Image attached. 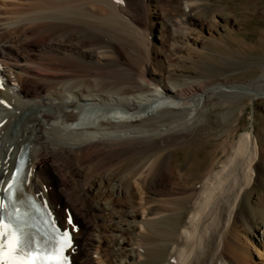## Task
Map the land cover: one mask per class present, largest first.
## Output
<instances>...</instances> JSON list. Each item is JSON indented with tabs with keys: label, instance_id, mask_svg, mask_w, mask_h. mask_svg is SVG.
Wrapping results in <instances>:
<instances>
[{
	"label": "bare ground",
	"instance_id": "6f19581e",
	"mask_svg": "<svg viewBox=\"0 0 264 264\" xmlns=\"http://www.w3.org/2000/svg\"><path fill=\"white\" fill-rule=\"evenodd\" d=\"M152 2L156 0H0V189L11 180L20 152L30 150L28 190L66 228L64 209L75 213L72 264H94L92 252L99 244H104L107 264H244L242 249L223 231L189 219L191 195L180 212L151 209L156 218L144 222L145 235L136 234L134 184L153 194L184 190L180 182L186 175L180 174L186 168L172 165L180 147L173 138L200 128L208 132L210 104L231 110L250 97L264 98V75L249 83L214 81L217 74L209 69L206 79L180 81L167 58L178 53V28L192 19L185 15L174 23L156 7L151 12ZM118 5L168 28L166 72L152 70L150 62L137 67L109 57L119 55L110 34L120 27L108 25L116 19ZM220 117L226 123L227 113ZM223 130L220 134L227 132ZM235 145L234 154L229 145L225 149L229 162L223 167L231 165L230 172L244 166L246 155L261 151L255 131ZM213 167L199 184L215 173ZM82 181H90V188L73 192ZM93 195L95 201L88 203ZM251 222L252 236L263 249L256 246L257 256L264 260V222Z\"/></svg>",
	"mask_w": 264,
	"mask_h": 264
},
{
	"label": "rangeland",
	"instance_id": "374dc122",
	"mask_svg": "<svg viewBox=\"0 0 264 264\" xmlns=\"http://www.w3.org/2000/svg\"><path fill=\"white\" fill-rule=\"evenodd\" d=\"M155 7L166 19L174 23L185 15L191 17L192 20L187 25L181 26L180 30L178 28L179 34H175L178 38L181 35V39H178L180 40L177 46L178 53L171 55L172 58H167L170 54L167 27L162 30L161 25H154L150 19H145V16L140 17L126 6L118 5L115 6L116 19H113L111 24L108 23L110 27H120L117 32L113 31L114 33L110 34V39L119 51V55H110L111 59L127 61L137 67L150 62L152 70H156L157 73L161 70L162 73L166 72L171 63L170 68L178 71L180 76L178 79L182 82H188V79H206L211 76L210 73H206L209 69L214 76L217 74V77H213L216 80L212 78L214 81L224 79L249 83L264 75V0H183L181 3H177L176 0H156L152 2L151 12ZM166 58L170 60L167 61L170 62L169 64L166 63ZM254 98L245 99L231 110L217 109L214 104H210L208 111L212 113L213 122L208 132L200 128L194 134L187 133L173 138L172 142L178 143L180 147L173 152L172 165L187 170L180 174V176L186 175V179L180 182L181 189L184 190H178L174 194L166 191L153 194L148 187L134 184L135 199L133 200L137 211L138 236L146 234L144 222L156 218L151 215V209L164 213L180 212L185 208L182 204L186 197L191 195L194 211L189 215V219L192 218L196 224L205 220L209 230L213 228L221 233L223 231L230 241L235 242L242 249L239 260L244 264H260L264 261L259 260L257 256L255 248L260 246L251 233L253 219L264 222L262 221L264 220V98ZM221 113H227L226 123L221 119ZM222 127L227 129L225 134H220ZM249 131H255L261 142V151L258 149L257 153L254 151V154L246 155L247 159L240 170L230 172L228 170L231 168L230 164L228 169H224V163L229 162L225 149L237 145L243 134ZM230 151L231 154L235 152L232 148ZM170 156L166 157L167 160ZM214 165L217 167L215 173L199 184L197 182L199 178L207 175ZM90 184V181H82L76 186L77 188L73 187V192L90 188L88 187ZM209 192L210 200L206 197ZM96 196H91L88 203H91L92 199L94 202ZM67 210L74 218L73 209L71 207L64 209L65 215ZM215 222L216 225L220 223L216 226ZM99 245L93 249L92 261L94 264H107L103 256L104 244ZM260 249L263 250L262 247ZM138 256L140 261L145 259L143 251H139ZM113 261L114 259L111 263Z\"/></svg>",
	"mask_w": 264,
	"mask_h": 264
},
{
	"label": "snow or ice",
	"instance_id": "6c2138e0",
	"mask_svg": "<svg viewBox=\"0 0 264 264\" xmlns=\"http://www.w3.org/2000/svg\"><path fill=\"white\" fill-rule=\"evenodd\" d=\"M20 171L17 168L7 187L0 189L7 201L0 199V264H67L65 251L72 243L69 230L55 235L47 230H37L35 234L27 231L35 226L31 224L29 214L21 213L14 202V189L20 182ZM67 222L72 224L70 216Z\"/></svg>",
	"mask_w": 264,
	"mask_h": 264
}]
</instances>
